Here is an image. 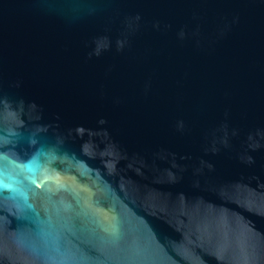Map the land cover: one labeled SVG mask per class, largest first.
I'll list each match as a JSON object with an SVG mask.
<instances>
[{"label": "water", "instance_id": "1", "mask_svg": "<svg viewBox=\"0 0 264 264\" xmlns=\"http://www.w3.org/2000/svg\"><path fill=\"white\" fill-rule=\"evenodd\" d=\"M0 264H264V0H0Z\"/></svg>", "mask_w": 264, "mask_h": 264}]
</instances>
